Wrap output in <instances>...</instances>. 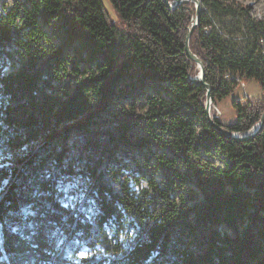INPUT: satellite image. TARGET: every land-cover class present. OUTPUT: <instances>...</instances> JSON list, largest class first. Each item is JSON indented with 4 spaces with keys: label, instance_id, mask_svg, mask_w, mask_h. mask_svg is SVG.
Instances as JSON below:
<instances>
[{
    "label": "trees",
    "instance_id": "1",
    "mask_svg": "<svg viewBox=\"0 0 264 264\" xmlns=\"http://www.w3.org/2000/svg\"><path fill=\"white\" fill-rule=\"evenodd\" d=\"M200 1L193 27L192 0H0V60L19 57L0 71V264H264V127L216 131L185 49L192 30L214 105L259 84L233 123L215 118L246 133L264 115V20Z\"/></svg>",
    "mask_w": 264,
    "mask_h": 264
},
{
    "label": "rangeland",
    "instance_id": "2",
    "mask_svg": "<svg viewBox=\"0 0 264 264\" xmlns=\"http://www.w3.org/2000/svg\"><path fill=\"white\" fill-rule=\"evenodd\" d=\"M8 1H9L8 6H12L14 4V0H8ZM103 1L107 5V7L114 13V11H113L110 3L108 2V0H103ZM237 1H239V3L242 5L249 6L252 10V15L254 18L264 20V0H237ZM59 43H62V41H59ZM18 60H19L18 56H15L14 59L4 58V59L0 60V71L2 70L4 74H8L13 70H17L19 68ZM95 69H93V71H95ZM147 91L148 92L152 91V89L148 88ZM237 97H241V98L247 97L248 99L261 97V88H260L259 84L254 80H249V81H247V83H242L240 88H238L228 98L224 99L222 102H220L217 105H214V104L212 105V107H211L212 116L216 115L217 117H220V119L222 121H224L225 124L233 123L236 120V116H235V111H234L233 106H232V102ZM137 101H138V103H137L138 108L143 109L144 108L143 107L144 106V96H142L141 100H137ZM130 104H132V99L127 100V101H121V104L119 106H117V108L121 109V108L126 107V106L128 107V105H130ZM148 152H149V149H145L144 154H142V156L137 157L138 162L140 164L142 163L143 166L145 164L144 161L146 159H148L146 157V153H148ZM201 156L212 161V162H214L217 166H224L225 165V163L223 162V158L215 149H211V151H209V152L203 151L201 153ZM6 159H10V161H12L11 157L0 158V166L8 165V163L2 162L3 160H6ZM149 162L152 165L156 164V162L153 159H151ZM135 168H136V170L139 169V166H137V163L135 164ZM136 175L138 177L139 182H133L132 186H133L134 190L139 191L141 188L147 187V178H143L140 174V171L137 172ZM155 177L159 182H162L164 179V175L162 174V172L160 170L158 172H156ZM76 200H77V198H76V196H74L70 200V203L72 205H74Z\"/></svg>",
    "mask_w": 264,
    "mask_h": 264
},
{
    "label": "water",
    "instance_id": "3",
    "mask_svg": "<svg viewBox=\"0 0 264 264\" xmlns=\"http://www.w3.org/2000/svg\"><path fill=\"white\" fill-rule=\"evenodd\" d=\"M166 3L168 4V6L170 8H175L176 5H178L181 1H178L176 5H172L169 0H165ZM195 2L196 4V10H197V16L195 17V22L193 24V27H195L198 24L199 21V12H200V0H192ZM192 34V30L189 32L188 37H187V42H186V54L189 56V58L195 62L198 66V68L200 69L199 74L196 77H191L190 80L203 85L207 91L206 93V103H205V111L207 114V118L210 121V123L213 125L214 129L216 131H218L219 133L233 138L235 140L238 141H247L250 140L251 138H253L260 130H262V128L264 127V115L262 116V119L260 120L259 123H257L250 131L246 132V133H238V132H231L227 129H224L223 127H221L215 120V118L217 117L216 115L212 116L211 114V107L213 105V101H212V87L207 84L205 82V71H204V64L202 62V60L192 52L190 45H189V40Z\"/></svg>",
    "mask_w": 264,
    "mask_h": 264
}]
</instances>
